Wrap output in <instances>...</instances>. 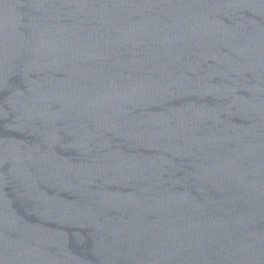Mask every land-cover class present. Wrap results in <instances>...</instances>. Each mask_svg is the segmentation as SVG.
Instances as JSON below:
<instances>
[{
  "label": "water",
  "instance_id": "water-1",
  "mask_svg": "<svg viewBox=\"0 0 264 264\" xmlns=\"http://www.w3.org/2000/svg\"><path fill=\"white\" fill-rule=\"evenodd\" d=\"M0 264H264V0H0Z\"/></svg>",
  "mask_w": 264,
  "mask_h": 264
}]
</instances>
